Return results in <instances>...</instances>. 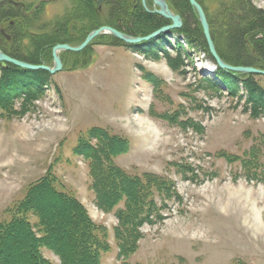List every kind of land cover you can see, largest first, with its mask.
<instances>
[{"label":"rangeland","instance_id":"374dc122","mask_svg":"<svg viewBox=\"0 0 264 264\" xmlns=\"http://www.w3.org/2000/svg\"><path fill=\"white\" fill-rule=\"evenodd\" d=\"M10 1L27 5L30 33L41 36L78 0ZM200 1L213 20L233 0ZM251 1L264 10V0ZM108 10L103 7L100 21ZM163 36L167 54L107 45L102 36L87 47L88 59L61 53L63 69L49 73L45 93L22 115L0 117V222L12 218L30 186L51 174L107 229L111 249L101 264H121L114 234L119 221L97 206L89 163L75 154L100 128L128 143L113 159L118 168L143 182L155 176L169 188L152 192L162 219L142 227L129 264H264V112L251 115L245 91L242 100L205 82L216 81L214 62L183 38ZM47 66H54L53 56ZM14 110H22L21 100ZM247 159L255 160L250 174ZM28 219L37 225L35 216ZM42 254L62 264L48 248Z\"/></svg>","mask_w":264,"mask_h":264},{"label":"trees","instance_id":"16d2710c","mask_svg":"<svg viewBox=\"0 0 264 264\" xmlns=\"http://www.w3.org/2000/svg\"><path fill=\"white\" fill-rule=\"evenodd\" d=\"M110 5L108 15L102 22L98 19L99 6L96 1L78 0L51 31L41 36L30 33L32 20L25 15L12 31L10 44L0 36V49L17 60L49 65L55 46L83 41L101 23L105 22L133 37L147 36L169 23L158 14L146 12L142 6L134 8L126 0H112ZM171 8L181 15L184 22L181 30L171 34L183 38L188 46L214 62L197 13L189 1L174 0ZM220 9L213 20L206 15L221 58L234 66L264 70V10L253 5L251 0H233ZM3 16L1 12L0 20ZM164 37L129 47L144 54H167L161 43ZM100 38L107 45L127 46L111 36ZM25 41H29L28 46H24ZM180 48H176V58H181ZM89 53L87 48L74 54V57L88 59ZM0 74V117L6 114L8 117L22 115L27 105L45 93L51 79L45 71H26L4 63H0ZM214 77V83L211 79L204 81L213 84L216 89L224 88L229 95L242 100L246 97L245 106L253 117L264 112V86L260 76L233 74L218 68ZM241 91H245V97ZM17 100L22 101L20 112L14 110ZM90 137L89 142L81 141L75 154L83 156L89 163L97 206L104 212H114L119 221L114 232L118 258L121 264H129L128 260L142 239V227L153 224L154 219H162L152 192L163 194L169 188L155 176L143 182L128 176L115 165L113 159L129 148L126 141L100 128L92 130ZM254 163V159L244 162L249 174ZM121 204L123 208L119 207ZM10 213L12 218L9 221L0 222V264H51L43 256V248L57 254L62 264H101L103 254L111 249L107 229L90 218L77 197L59 189L58 181L51 174L30 186L25 197ZM29 215L38 219L37 225L29 221Z\"/></svg>","mask_w":264,"mask_h":264},{"label":"water","instance_id":"95a60500","mask_svg":"<svg viewBox=\"0 0 264 264\" xmlns=\"http://www.w3.org/2000/svg\"><path fill=\"white\" fill-rule=\"evenodd\" d=\"M189 2L197 13L210 55L214 60V67L212 69L216 70L219 68L223 71H227L233 74L258 75V76L264 77V70H260L254 67L234 66V65H231L225 62L217 51L215 42L211 34L210 24L208 22L205 10L197 2V0H189ZM154 3L157 7H159V9H156L155 11H149V10L148 11L162 16L166 20L170 21V24L161 27L160 29L152 32L151 34L147 36L133 37L123 32H120L116 30L115 28H112L109 26H103V27H100L92 31L88 35L86 40L79 46H72L69 44L55 46L52 50V56L54 59L53 67H49L44 64L34 65V64H30V63H27L21 60H17L7 55L1 49H0V63L11 64L19 69L26 70V71H46L52 75H55L56 73L62 71L63 69V64L61 61V53L69 52V51L74 52V53H79L83 51L84 49H86L90 44L93 43V41L96 38L100 36H111L113 38H116L119 41H122L126 45L134 46V45H140L142 43L150 42L153 40H157L163 35H169L172 32L179 31L183 28L184 26L183 19L181 18L179 14L174 13L169 8L165 0H154ZM7 39H10V37L7 36Z\"/></svg>","mask_w":264,"mask_h":264},{"label":"flooded vegetation","instance_id":"af4514ba","mask_svg":"<svg viewBox=\"0 0 264 264\" xmlns=\"http://www.w3.org/2000/svg\"><path fill=\"white\" fill-rule=\"evenodd\" d=\"M94 1H96V4L99 6L98 7V11H99L98 15L102 11L104 6L110 8V6H111L110 4L112 2V0H103V1L102 0H94ZM126 1H128V3L130 5L134 6V8L142 6L146 12H148L150 14H156V13L149 12V11H155L156 10L155 6H154V4H155L154 0H126ZM165 2L168 4L169 8L172 10L171 5L173 4L174 0H165ZM145 5L147 6L148 9L145 7ZM27 10H28L27 5L23 4L22 2H13L10 0L7 2H2V0H0V13L2 12L4 15L3 16L4 18H2V20H0V36L6 38V40H7V36H9L11 40L10 39H8V40H10L12 42V31L14 30V28L17 25V19H19L25 15H28ZM172 11L175 13L174 10H172ZM169 24H170V21H169L168 25ZM101 26L112 27L105 22L101 23L100 27Z\"/></svg>","mask_w":264,"mask_h":264}]
</instances>
